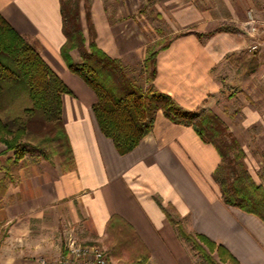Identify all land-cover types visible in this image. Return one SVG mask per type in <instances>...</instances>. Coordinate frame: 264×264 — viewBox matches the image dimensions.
Returning <instances> with one entry per match:
<instances>
[{
  "label": "crops",
  "instance_id": "crops-1",
  "mask_svg": "<svg viewBox=\"0 0 264 264\" xmlns=\"http://www.w3.org/2000/svg\"><path fill=\"white\" fill-rule=\"evenodd\" d=\"M101 1L94 0L90 13L97 46L124 65L143 58V30L133 21L126 27L111 23ZM147 1L169 31L179 34L157 52L153 88L185 110L218 115L238 139L253 128L264 132V108L256 106L264 105V53L248 50L251 37L244 23L248 11L264 17V0ZM0 13L37 43L42 58L71 90L62 100L73 157L70 168L46 160L20 167L15 183L0 185V264L58 258L70 231L82 242L104 243L115 231H107L112 215L127 226L117 229L128 248L135 245L134 254L147 256L144 264H195L171 213L184 221L185 231L222 244L239 264H264V223L223 203L213 179L220 158L211 144L159 111L152 130L120 155L99 130L92 112L95 94L60 56L66 39L59 0H0ZM216 29L222 30L207 36ZM75 52L70 55L78 63ZM126 250L125 245L111 254ZM124 257L114 255L111 264H125Z\"/></svg>",
  "mask_w": 264,
  "mask_h": 264
},
{
  "label": "trees",
  "instance_id": "trees-1",
  "mask_svg": "<svg viewBox=\"0 0 264 264\" xmlns=\"http://www.w3.org/2000/svg\"><path fill=\"white\" fill-rule=\"evenodd\" d=\"M59 3L61 29L66 39L60 47V56L68 70L95 94L93 115L99 130L112 141L117 152L124 155L132 151L152 130L160 111L174 123L191 126L203 142L216 149L220 161L213 179L219 184L223 203L253 214L264 223V185L257 184L249 174L245 152L226 125L211 111L198 114L185 110L170 95L153 88L155 57L159 50L168 47L170 40L158 49L147 48L142 68L146 83L143 88L128 75L120 59L110 57L97 46L94 34L90 39L85 37L76 4L68 5L65 0ZM86 21L90 23L88 17ZM221 30L216 29L207 36ZM72 50H77L80 62L73 61ZM65 94H71V90L41 57L37 47L0 13V142L5 146L3 152L14 151L15 159L22 158L31 134L36 132L44 136L41 142L52 144V153L59 157L60 165L70 168L73 157L63 121L62 97ZM42 153L51 163L49 155ZM119 224L126 226L119 216L112 215L107 231L122 233V229H117ZM176 224L179 235L191 242L207 264H239L222 244L203 234L191 235L179 221ZM120 239L111 246L113 253L129 244L125 238ZM133 256L125 264H144L147 259L145 254L133 253Z\"/></svg>",
  "mask_w": 264,
  "mask_h": 264
},
{
  "label": "rangeland",
  "instance_id": "rangeland-1",
  "mask_svg": "<svg viewBox=\"0 0 264 264\" xmlns=\"http://www.w3.org/2000/svg\"><path fill=\"white\" fill-rule=\"evenodd\" d=\"M65 2H67L68 5L76 4L78 8L79 20L82 25V28H83L82 30L84 32V35L87 39H90V37L93 34H95V30L93 28V25L90 19L91 8L94 4L93 3L94 0H65ZM101 4L102 6H104L107 12L109 21L111 23L121 21L122 23H125L124 25L126 27L130 25L128 23H132L133 21L135 22L136 26H138L145 33L146 41H147L145 56L139 59L135 57L133 59H129L128 61H126V65L123 64V61H121L122 64L125 66V69L128 75L132 77L135 81H137L140 85H142L143 88H145L146 87V83L144 81L145 75H144V71L142 68H143V61L147 56V48L158 49L162 44L168 42L169 40L174 38V36L177 34L171 33L169 31L167 25H165V23L161 20L160 14L158 15L156 13L153 7L152 1L102 0ZM87 17L90 19V23L86 21ZM90 25H92V28H90ZM24 37L28 41L33 43L38 49L36 42H34L33 40L29 39L26 36ZM94 41H95V38H94ZM75 54H76L75 56L77 58V61L80 62L81 59H80V56L77 50ZM221 76L222 75H220V77ZM226 88H227V84L223 83V89H226ZM219 105L222 106V103L220 101H219ZM256 106L260 109L264 108V105L260 101L257 102ZM228 107H229L228 109L232 110L231 106H228ZM219 119L223 122V120L220 117ZM226 127L234 135V137L238 140L240 145H241L242 140L245 141L244 143H246V146L241 145L245 152V158H244L245 163L247 162V153L251 154L250 155L251 167H249V165L246 163L247 170L249 174L251 175V177L253 178V180L257 184L264 185V132L257 130V128H253L248 133L246 132V133H243L242 135H241V132H239V135L241 136H239V139H238L236 136L238 135V133L235 135V133L232 132L227 125ZM42 137L44 136L40 135V133L33 132V134H31L30 136V141H29L30 143L25 147L27 152L20 159H15L16 154H14V151L3 152L5 150V146L3 143L0 142V185L6 184L8 186L11 183H15L16 173L20 167L25 166L27 168L29 165L37 166L38 163H40L41 161H44L45 158L42 153L43 151L45 154L49 155L51 162H52L51 164H54V163L60 164L59 157L57 155H54V153H52V148H51L52 144H50L49 142H44V141L41 142ZM41 148H44V149H41ZM219 192L221 194L220 187H219ZM221 196L222 194L220 195V197ZM171 214L174 216L175 220H178L180 223L183 224L184 222L183 220L179 219V217L175 216L173 213ZM189 234L194 235L195 233H189ZM2 237H3V228H1V223H0V239ZM117 239L123 240L124 237L121 236V234H117V230H115L111 238L108 239L107 237L106 242L104 243L103 242L86 243V242L80 241L78 238L75 237L72 231H70L65 236L63 252L60 255H64L66 253L67 242L73 241L78 246L86 247L90 254H85L82 256H72L71 255L69 259L71 264H91V262L93 261V257L91 254L92 249L94 250L100 249L103 252V255L106 257L107 264H111L112 262L111 259H113L114 257V254H111L112 252L111 246L116 242ZM186 244L189 247L191 255L194 258L195 264H207L206 261L203 259L202 255L192 246L191 242L187 241ZM126 246H127V250H126L127 254H116V255H119V256L124 255L125 257L121 259L124 260V262H129L132 259L131 257H134L132 253L137 251L136 250L137 247L135 245H133L131 248H128V245ZM205 249L207 250L206 247ZM212 256L219 262L215 252H212ZM40 259L41 258L37 259V263ZM46 260H52V259H46ZM220 264H232V263H229V262L221 263L220 262Z\"/></svg>",
  "mask_w": 264,
  "mask_h": 264
},
{
  "label": "built area",
  "instance_id": "built-area-1",
  "mask_svg": "<svg viewBox=\"0 0 264 264\" xmlns=\"http://www.w3.org/2000/svg\"><path fill=\"white\" fill-rule=\"evenodd\" d=\"M246 33L251 37L248 50L252 53H264V17L257 18L251 11L246 14L245 20ZM66 253L58 258L46 260L41 258L37 264H71L69 259L72 256H82L90 254L86 247L76 245L73 241L67 242ZM97 249V248H96ZM93 261L91 264H107L106 257L100 249L91 250Z\"/></svg>",
  "mask_w": 264,
  "mask_h": 264
}]
</instances>
